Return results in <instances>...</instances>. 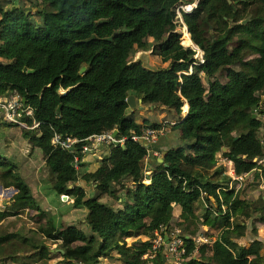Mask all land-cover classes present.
Returning <instances> with one entry per match:
<instances>
[{"label":"trees","instance_id":"trees-1","mask_svg":"<svg viewBox=\"0 0 264 264\" xmlns=\"http://www.w3.org/2000/svg\"><path fill=\"white\" fill-rule=\"evenodd\" d=\"M22 1L32 7L0 0V94L17 91L32 107L27 124L33 119L40 124L34 130L20 129L49 168L52 190L85 209L87 228L55 225L37 205L16 163L0 154V181L16 189L13 206L26 203L34 220L29 228L8 229L3 221L18 211H0V263L101 264V258L114 257L122 264H166L165 246L152 248L153 233L164 227L169 234L176 226L185 247L181 264H264L261 240L248 245L234 240L245 235V219L251 220L257 236L264 226V198L242 197L243 190L229 188L232 177L217 166L220 154L232 161L236 175L254 173L264 183V166L253 170V158L263 154L258 137L264 112V104L259 107L264 90L261 3L198 0L190 12H181L184 36L197 47L193 49L181 45L175 31L180 0ZM136 50H152L165 66L149 68L141 60L132 61ZM198 50L203 55L197 56ZM82 66L86 69L80 73ZM129 95L178 116L168 124L177 139L159 147L163 152L147 175V151L130 136L161 124L149 118L136 123L127 114ZM182 107L187 109L184 115ZM108 130H117L126 140L112 145L96 158L94 170L81 175L94 185L91 195L76 184L83 167L72 163L74 155L84 157L83 142L70 152L53 147L51 138L57 132L83 140ZM104 196L115 205L102 201ZM174 206L180 208L175 220ZM199 226L217 235L197 245ZM33 235L40 238L35 241ZM128 238L136 241L127 246ZM145 254L152 256L144 259ZM53 258L56 262H50Z\"/></svg>","mask_w":264,"mask_h":264},{"label":"rangeland","instance_id":"rangeland-1","mask_svg":"<svg viewBox=\"0 0 264 264\" xmlns=\"http://www.w3.org/2000/svg\"><path fill=\"white\" fill-rule=\"evenodd\" d=\"M196 1L197 0H184L183 4L187 5L188 3H193L187 6L189 8L191 6H194ZM259 2L261 3L259 4V13L262 16H264V0L256 1L257 4ZM19 4L23 5L24 8L26 9L32 7L31 5H27L22 0H19ZM236 7L240 8L241 6L236 5ZM32 11H34V9ZM33 20H35L36 22H40V20L36 17L33 18ZM178 22H179V26L175 29V31L180 34L179 40L181 42V45L191 47L192 44H188L187 43L188 40L184 36L185 31H187L186 26H184L180 20H178ZM196 55L201 56V51L198 50ZM131 60L132 61L141 60L144 63V65L149 68L165 66V64L161 61L160 57L152 53V50H147V51L136 50L133 52L131 56ZM136 106L132 109L128 108L127 111V114L128 115L131 114V117L135 120L136 123H141L143 118H149L151 121L154 122L161 123L162 121H168L169 122L168 124L170 123L172 124L178 119V116L175 113V111L168 108L160 109L159 105H156L157 108L147 104L146 106L145 104L136 105ZM144 106L147 107V109L146 108L142 109V107ZM186 111L187 109L184 110V107H182L181 115H184ZM169 135L171 136L172 133L170 132ZM166 145H175V144L173 142V143H167ZM0 154L5 155L14 163H16V165L20 170L21 176L30 186L37 205L41 208L42 211H44L47 214L48 218L51 221H53L55 225L65 226L67 224H75L79 226L81 229L86 231L87 227L86 224L84 223L85 209L73 207L71 197L68 196L67 198H63L62 195H57L52 190L51 187L52 174L49 168L44 163L40 151L32 148L31 143L29 142L28 138H26L23 135L20 127L0 125ZM219 155L220 154H218L217 166L219 165L223 166L225 168L224 171L225 174L229 175L230 164L228 163V161L225 160V158H221V157L219 158ZM84 165H85L83 166L84 169L83 168L78 169V174H77L78 176L76 175L77 177L76 184H81L85 186L88 193L93 195L96 193V191H94V185H91V183H86L81 179V175L84 172L91 170L89 169L90 168L89 163L85 162ZM253 176L254 173H250L245 178L243 183H240L241 181L232 182L229 188L235 185L236 190L235 189L234 190L238 193H241L243 190L241 196L245 198L254 199L257 198L258 196L264 198V184L260 180L256 181V179L253 178ZM127 183H129V181ZM238 188H240L239 191ZM12 189L14 188L7 187L5 184H3V182L0 181V211L3 210H9L12 212L18 211L19 214L18 216H11L9 218H6L3 221V225L5 224V228L8 229H21L23 225L29 228L33 225L34 220L26 213L27 211L25 207L26 203H20L18 205L13 206L14 201L12 200V196L15 193V191H12ZM120 194H123V192H121ZM102 201L115 205V201L107 196H104L102 198ZM179 212H180V208L178 206H174V220L178 218ZM30 214H35V213L34 211H31ZM245 222L247 224L245 235L242 237L235 236L234 240L240 245H248V243L251 240L257 238L261 240L264 244V226L258 228L257 236H254L251 232V228H252L251 220L245 219ZM206 234L210 236H206ZM216 235H217L216 231H213L211 229L209 230L205 226H199L197 241L198 239L201 238L206 240L204 242H211ZM28 236H31V234L29 233ZM34 238L35 241H37L40 237L35 236ZM144 238L145 237H139L137 240H144ZM201 239L200 242L197 243V245H200L202 243ZM134 241H136L135 238L126 239L127 246L131 245ZM49 245L51 246V248L57 250L58 247L57 243H52V244L49 243ZM261 253L264 255V247ZM162 254L164 256V262H166V264H181L182 262V257L181 259H176L174 256L169 255L165 247L163 248ZM56 259L57 258H53L51 259L50 262H56ZM144 259L147 258L144 257ZM100 260H101V264H122L120 261L115 260L114 257L101 258ZM2 264H14V263L4 262ZM147 264H152V263L149 262Z\"/></svg>","mask_w":264,"mask_h":264},{"label":"built area","instance_id":"built-area-1","mask_svg":"<svg viewBox=\"0 0 264 264\" xmlns=\"http://www.w3.org/2000/svg\"><path fill=\"white\" fill-rule=\"evenodd\" d=\"M183 3L184 2L180 0V3L177 5L175 11L177 14L176 22L179 23L178 20H180L181 23L184 25L181 12L190 11L193 7L191 6L188 8V5ZM63 92L64 90H59V93ZM27 117L33 118V109L31 106L25 104V100L23 101V97L17 91H7L3 94H0V122L15 125L17 127L24 128L27 130H34L36 127H38L40 123L35 119H33L31 125H28L26 120ZM260 120L262 122V126L258 132V137L260 144L263 146V154L260 156H255L253 158V162H255L257 165L253 169L254 171H260V167L264 166V112L260 114ZM168 123V121H162L160 123L161 125L158 128L147 127L144 128L139 134H131V140L142 144V146L146 149L147 156L145 158V162H147L150 157L160 155L158 151L154 149V145L161 137L165 136L169 132ZM114 131L115 130H108L98 134H92L83 140L70 136H62L61 134L55 132L51 138V145L55 148H59L61 150H68L71 152L74 151L77 143L83 142V144L80 146V150L83 154H91L96 158H101L106 152L110 150L112 145H123L124 141L126 140V137L118 136V132L114 134ZM226 161H228V163L230 164L229 175L232 177V182L241 181L240 183H243L245 178L250 173L236 175L234 173L232 161ZM72 163L75 168H78L81 164V158H79L78 155H74ZM148 172L149 171L145 170L144 174ZM147 181L148 180H146L145 182ZM164 230L165 228L161 227L160 229L154 231L152 240L153 250L156 251L163 245L167 249L169 255L174 256L176 259H181L182 257L183 261L185 247L184 241L179 234V228L175 227L169 234H166ZM200 239H198L197 241L196 237L195 242L199 243ZM201 240L202 243L206 241L204 239ZM151 256L152 255L145 254L143 258Z\"/></svg>","mask_w":264,"mask_h":264},{"label":"crops","instance_id":"crops-1","mask_svg":"<svg viewBox=\"0 0 264 264\" xmlns=\"http://www.w3.org/2000/svg\"><path fill=\"white\" fill-rule=\"evenodd\" d=\"M139 100V99H138ZM136 101L135 100V106L136 105H142V102H139V101ZM146 106V105H145ZM142 107V109L143 108H146L147 109V107ZM137 107V106H136ZM150 107V106H149ZM152 107H156V105H152ZM157 108V107H156ZM159 108L160 109H163V108H165L164 106H159ZM169 132H171V131H169ZM177 139V134L176 133H174V132H172V136H170L169 135V133H167L165 136H163V137H161L158 141H157V144H156V146L154 147V149H156L157 151H158V153L161 155L162 154V152H163V150L162 149H159V147H161V145L162 144H165L166 142H168V140H173V141H175ZM159 156H154V157H150L148 160H147V162H145V166H146V171H149V169L148 168H150L151 166H153V164H154V161H155V159H157ZM96 157L95 156H93V155H91V154H85L84 155V157L81 159V164H80V166H85L84 164H85V162L86 163H89L90 164V168L89 169H91V170H94L97 166H98V162H96ZM83 169H84V167H83ZM150 172V171H149ZM149 172L148 173H146V174H149ZM148 182V181H147Z\"/></svg>","mask_w":264,"mask_h":264},{"label":"water","instance_id":"water-1","mask_svg":"<svg viewBox=\"0 0 264 264\" xmlns=\"http://www.w3.org/2000/svg\"><path fill=\"white\" fill-rule=\"evenodd\" d=\"M245 21H242V23H244ZM192 47V46H191ZM196 47V46H195ZM195 47H192L193 49H195ZM201 55H203V52H201ZM85 69H86V67L85 66H82L81 68H80V73H83L84 71H85ZM26 69L25 68H23V71H25ZM28 72H30V71H28ZM25 100V98H23V101ZM139 102H142L141 101V99H139L138 100ZM126 102H127V104H128V108L129 109H132V108H134L135 107V98H134V96L133 95H129L127 98H126ZM263 103H264V90H262L261 91V100H260V102H259V106H261V105H263ZM59 109H60V105L58 106V108H57V111H59ZM255 110H256V107L254 106L253 108H252V118H255L256 117V114H255ZM117 133V130H115L114 131V134H116ZM222 151L224 152V151H226V148L225 147H222ZM76 177V176H75ZM12 191H16V189H12ZM63 198H67L68 196H66V195H63L62 196ZM58 251H61L62 253L64 252L62 249H57Z\"/></svg>","mask_w":264,"mask_h":264},{"label":"clouds","instance_id":"clouds-1","mask_svg":"<svg viewBox=\"0 0 264 264\" xmlns=\"http://www.w3.org/2000/svg\"><path fill=\"white\" fill-rule=\"evenodd\" d=\"M183 2H184V0H183ZM197 2H198V0L196 1L195 5L192 6L193 8L197 5ZM186 3H187V2H186ZM191 4H192V3H188L187 5H191ZM193 8H192V9H193ZM192 9H191V10H192ZM191 10H190V11H191ZM190 11H187V12H190ZM178 24H179V23H178ZM184 25H185V24H184ZM185 26H186V25H185ZM186 30H187V27H186Z\"/></svg>","mask_w":264,"mask_h":264}]
</instances>
